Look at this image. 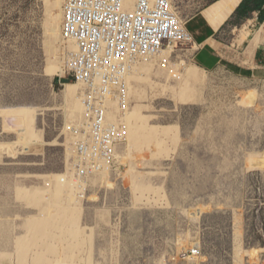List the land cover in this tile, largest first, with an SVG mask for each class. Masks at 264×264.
Returning <instances> with one entry per match:
<instances>
[{"label": "rangeland", "instance_id": "1", "mask_svg": "<svg viewBox=\"0 0 264 264\" xmlns=\"http://www.w3.org/2000/svg\"><path fill=\"white\" fill-rule=\"evenodd\" d=\"M210 2L175 1L186 20ZM63 3L0 0V262L264 264V81L204 71L194 44L135 64L117 159L77 178Z\"/></svg>", "mask_w": 264, "mask_h": 264}, {"label": "built area", "instance_id": "2", "mask_svg": "<svg viewBox=\"0 0 264 264\" xmlns=\"http://www.w3.org/2000/svg\"><path fill=\"white\" fill-rule=\"evenodd\" d=\"M175 1L64 0V38L76 46L68 55L66 74L83 84L87 113L86 123L74 132L78 177L96 175L104 168L99 163L115 161L119 127L108 125L107 102L125 98L129 68L172 46L193 47L189 20L182 18ZM191 252L199 255L200 249Z\"/></svg>", "mask_w": 264, "mask_h": 264}, {"label": "crops", "instance_id": "3", "mask_svg": "<svg viewBox=\"0 0 264 264\" xmlns=\"http://www.w3.org/2000/svg\"><path fill=\"white\" fill-rule=\"evenodd\" d=\"M245 0H212L195 14L187 23L202 18L205 30L194 38L195 53L192 62L204 71L223 69L227 75L242 81H264V37L256 48H252L255 38L254 28L262 25L261 13L251 18H240L237 10ZM233 20L243 25L241 36L234 42H227L233 26ZM191 257V256H190ZM0 264H13V261H1Z\"/></svg>", "mask_w": 264, "mask_h": 264}, {"label": "bare ground", "instance_id": "4", "mask_svg": "<svg viewBox=\"0 0 264 264\" xmlns=\"http://www.w3.org/2000/svg\"><path fill=\"white\" fill-rule=\"evenodd\" d=\"M63 23H64V17H63ZM62 35H63L64 48H66V50H67V58H68V55L71 54V53H73L76 50V46H75V44L73 42H69V41H66L65 40L64 34H63V24H62ZM139 62H142V61L140 60L137 63H139ZM134 66H135V64L132 65L129 68V71H128L127 75L125 76V88L122 90V95H124L125 98L123 99V97H122V100L121 101L120 100H115L114 98H111L107 102L108 111H109L106 114L107 115V121L109 123L108 125H115L116 127H119V131H118V134H117V145H116V147H114L115 148V150H114V157H115V159H117V156L116 155L118 153L119 144L127 136L128 126H127V120L126 119H127V110H128V94H129V89H130L129 88L130 87V85H129V75H130V72L132 71V69H133ZM79 84L81 85V88H82V93H81V96H82V104H81L82 112H79V119H80L81 122H83L82 125H84L86 123V121H87V113H86V109H85V105H84V97H83V91H84L83 89H84V86L81 83H79ZM248 99H249L248 101L251 102V101H255L256 97L254 95H249L248 96ZM76 156H77V149L75 147V153H74V159H73V171H72V173H73V176H75L77 178H80V176L78 177L74 173L75 166H76L77 159H78V157H76ZM100 166H104V168H106V173H108L109 166L107 164L102 165V162H101V163H99L98 167H100ZM97 174H102V173L99 170L97 172ZM86 176H88V173L84 174L83 178H86ZM75 196H77V195H75ZM188 257L189 256H187L186 258H188Z\"/></svg>", "mask_w": 264, "mask_h": 264}, {"label": "trees", "instance_id": "5", "mask_svg": "<svg viewBox=\"0 0 264 264\" xmlns=\"http://www.w3.org/2000/svg\"><path fill=\"white\" fill-rule=\"evenodd\" d=\"M220 1V0H218ZM264 0H245L237 10V15L240 18H251L257 13H261L260 21L264 23Z\"/></svg>", "mask_w": 264, "mask_h": 264}, {"label": "water", "instance_id": "6", "mask_svg": "<svg viewBox=\"0 0 264 264\" xmlns=\"http://www.w3.org/2000/svg\"><path fill=\"white\" fill-rule=\"evenodd\" d=\"M64 82H66V83H69V82H71V81H70V80H67V79H65V80H64Z\"/></svg>", "mask_w": 264, "mask_h": 264}]
</instances>
